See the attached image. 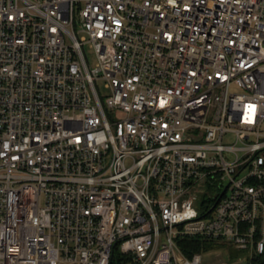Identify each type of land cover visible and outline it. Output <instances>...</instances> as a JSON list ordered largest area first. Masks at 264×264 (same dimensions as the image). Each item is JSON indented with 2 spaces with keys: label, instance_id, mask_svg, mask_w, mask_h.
Here are the masks:
<instances>
[{
  "label": "built area",
  "instance_id": "2783aa9c",
  "mask_svg": "<svg viewBox=\"0 0 264 264\" xmlns=\"http://www.w3.org/2000/svg\"><path fill=\"white\" fill-rule=\"evenodd\" d=\"M263 252L264 0H0V264Z\"/></svg>",
  "mask_w": 264,
  "mask_h": 264
},
{
  "label": "rangeland",
  "instance_id": "374dc122",
  "mask_svg": "<svg viewBox=\"0 0 264 264\" xmlns=\"http://www.w3.org/2000/svg\"><path fill=\"white\" fill-rule=\"evenodd\" d=\"M87 53L92 54V50L90 48H86ZM101 84V83H100ZM225 142H232L233 138L231 136H227L224 138ZM243 254V252L241 251H234L233 249H226L225 247L222 249H215V248H210L208 250H206L202 256L203 259L206 262H210V261H214V262H218L220 259H224V260H230L233 261L235 259H237L239 256H241Z\"/></svg>",
  "mask_w": 264,
  "mask_h": 264
},
{
  "label": "trees",
  "instance_id": "16d2710c",
  "mask_svg": "<svg viewBox=\"0 0 264 264\" xmlns=\"http://www.w3.org/2000/svg\"><path fill=\"white\" fill-rule=\"evenodd\" d=\"M210 248H215V245L211 242H207L203 239L195 238L187 240V248H183L186 255H191L194 252H201ZM116 264H120L118 260ZM252 264H264V252L261 255H256L252 261Z\"/></svg>",
  "mask_w": 264,
  "mask_h": 264
}]
</instances>
